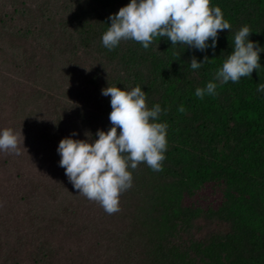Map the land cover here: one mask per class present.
Wrapping results in <instances>:
<instances>
[{"label":"trees","instance_id":"1","mask_svg":"<svg viewBox=\"0 0 264 264\" xmlns=\"http://www.w3.org/2000/svg\"><path fill=\"white\" fill-rule=\"evenodd\" d=\"M19 1L22 6L15 15L28 20L40 14L31 11L32 1ZM92 1L105 10L103 31L110 26L109 16L130 2ZM62 4L56 1V12ZM1 9L3 42L20 33L10 25L14 14ZM222 10L231 28L218 32L215 49L184 50L185 58H209L201 66L205 86L214 82L210 79L234 50L241 27L250 28V41L264 42V0H237ZM38 19L33 23L42 24L43 17ZM165 42L166 37H155L144 49L131 40L139 44L133 56L132 49L124 52L120 43L111 51L104 48L113 52L121 68L109 72L108 78L101 65L71 56L58 68L69 90L45 97L37 111L22 106L18 115L14 106L25 89L14 87L17 77L8 80L0 63V115L5 112L0 130H21L24 138L19 155L0 152V264H62L70 251L75 264H127L129 255L138 264H264V94L257 91V82L242 77L237 90L231 81L214 82L216 94L198 98L184 73L175 76L172 68L163 66L172 52ZM207 43L211 45V39ZM72 46L77 49V44ZM154 47L159 49L152 54ZM141 51L147 62L140 66ZM113 85L125 91L140 86L146 99L153 93L147 107H161L156 122L167 124L169 152L163 175L146 163L128 169L133 182L119 198L123 221L105 223L101 230L97 203L73 188L59 166L57 147L73 132V139H86V132L96 139L98 129L106 132L111 127L110 97L101 90ZM29 91L45 94L41 89ZM142 174L154 177L146 185ZM152 184L158 186L155 191ZM135 200L140 202L138 211Z\"/></svg>","mask_w":264,"mask_h":264},{"label":"clouds","instance_id":"2","mask_svg":"<svg viewBox=\"0 0 264 264\" xmlns=\"http://www.w3.org/2000/svg\"><path fill=\"white\" fill-rule=\"evenodd\" d=\"M108 19L110 26L101 40L102 45L110 51L122 40H133L148 49L155 37H166L172 45H186L201 52L209 47L214 50L218 32L231 28L220 7H210V0H130ZM250 34L248 26L236 32L234 50L215 72L214 79L223 84L250 77L258 83L257 91L264 94V56L260 54L262 49L248 39ZM209 39L211 45L207 43ZM208 60L205 56L202 62H197L192 57L190 67L198 69ZM260 67L261 71L253 72ZM216 88L217 84L210 81L204 88H197L195 95L203 99L206 94L215 95ZM101 94L110 97L111 112L108 118L111 127L106 132L98 129L96 139L88 132L85 133L86 139H73L76 135L73 132L69 137L62 138L57 147L59 166L65 170L73 188L97 203L99 209L95 211V216L99 219V227L105 223L123 221L118 214L121 210L119 198L132 187L133 182L128 169L135 170L140 163H146L151 170L163 175L161 171L165 166L162 163L169 152L167 124L156 122L161 107L155 104L149 109L146 92L140 86L130 91L115 85L108 86L101 90ZM178 111L183 113L185 109L180 106ZM23 139L21 130L19 133L11 128L0 130V152L19 155ZM151 174H142V183L146 182L147 185L151 182L154 177ZM152 186L151 191L158 187ZM132 196H127L128 200ZM135 202V211H138L140 204ZM156 210L161 211L162 208ZM125 262L138 264L135 257L130 255ZM166 264L174 263L169 261Z\"/></svg>","mask_w":264,"mask_h":264},{"label":"rangeland","instance_id":"3","mask_svg":"<svg viewBox=\"0 0 264 264\" xmlns=\"http://www.w3.org/2000/svg\"><path fill=\"white\" fill-rule=\"evenodd\" d=\"M31 1L34 3L31 11L39 10L40 14H35V17L31 15L26 20L23 17L15 15V11H20V6H22L19 0H0V6L5 9H1V11H10L14 14L15 19L10 25L14 31L20 33L18 37H10L0 42V63L6 67L4 71L6 78L13 80L17 77L18 83L14 87L18 89L24 87L25 89V92L20 95L14 106L17 115L22 112L20 109L22 106L23 109L31 111L29 108L33 107L37 111L44 104L43 100L45 97L51 99V97L59 95L61 91L69 90L68 87L63 85L62 78L60 81L58 68L64 66L71 56L74 57L76 55L82 61L101 65L105 68L102 70L104 71V77L107 78L109 72L121 69L119 60L111 56L113 52L103 50L105 47L102 45L101 38L105 32L103 31L104 8L102 9L101 6L99 7L94 4L92 0H63L62 7L60 6L56 12L57 0H24L23 2L31 3ZM236 1L234 0V2ZM234 2L233 0H210V7L218 6L222 10V8L226 9L228 5H232ZM224 11L222 10V12ZM41 17H43L42 24L33 23ZM83 38H85V41H83ZM254 43L262 49L260 54L264 56V42L257 40ZM73 44H77V49L72 46ZM120 45L124 52L126 50L128 52L130 47L132 49L131 56L138 51L139 46V44L133 45L131 40H122ZM232 45H226V48L229 49ZM165 47H171L172 52L168 61H165L163 66L166 69L172 68L175 76H178L177 74L179 73H184L191 84H193V88H204L206 80L201 76V67L195 70L190 66L187 67V65H190L191 58H185L184 50L187 49L186 45H172L171 41L166 38ZM158 49L154 47L152 54ZM162 52L164 53V50L160 49V53ZM139 57L140 66L142 63L145 64L147 62V56L143 51L139 53ZM194 57L197 62H201L202 59H198L196 54ZM261 70L262 67L253 70V72ZM210 80L216 83L219 82L214 78ZM234 84L236 83H232V85L237 90L238 83ZM44 87L46 91L43 90ZM30 88L31 90L41 89L45 94L39 95L35 91L32 94L29 91ZM180 88L178 86L176 92ZM4 90H7V88H4ZM244 91L245 88L241 92ZM1 93H3V89L0 85ZM152 97L153 93L151 97L146 99L147 105H151L150 101ZM4 113V111L1 112V115ZM14 117L16 118L17 116ZM52 176L54 180H57L59 175ZM188 204L191 205L192 203L189 202ZM210 226L212 227V225ZM79 246L77 245V248ZM64 253H68V251H64ZM38 254L43 255V251H38ZM75 263L70 251L65 263L62 264Z\"/></svg>","mask_w":264,"mask_h":264}]
</instances>
